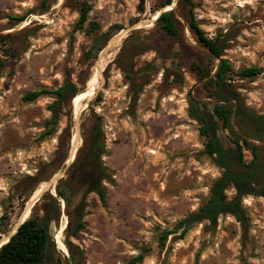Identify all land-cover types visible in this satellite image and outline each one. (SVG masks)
Returning <instances> with one entry per match:
<instances>
[{"label":"rangeland","instance_id":"rangeland-1","mask_svg":"<svg viewBox=\"0 0 264 264\" xmlns=\"http://www.w3.org/2000/svg\"><path fill=\"white\" fill-rule=\"evenodd\" d=\"M183 1L144 0L140 8L138 0H0V216H7L0 235L15 229L33 193L34 200L58 174L41 193H50L59 205L49 226L54 245L44 264H128L138 254L142 258L135 264H264L260 196L242 198L244 223L221 214L215 226L201 221L184 233L186 222L179 226L206 202L222 172L201 152L205 138L189 115V96L214 101L207 95L206 77L199 79L193 64L210 75L220 58L235 71L260 67L253 78L235 77L232 86L247 107L264 113V0H191L199 27L222 49L219 58L189 29ZM84 2L90 9L76 28ZM165 8L173 9L179 22L177 37L155 26V16ZM20 16L23 20H16ZM141 21L145 24L102 53L115 35ZM92 75L94 93L75 113ZM67 82L80 94L73 100L70 92L66 95L52 133L43 135L51 127L48 106L58 98L51 93L22 97ZM93 116L100 118L103 132L99 161L106 174L101 181L105 205L87 192L72 165L88 153ZM243 156L251 159L248 150ZM56 185L64 190L67 206ZM225 192L228 198L234 194L231 187ZM40 196L27 216L33 208L43 215ZM78 219L83 228L70 236Z\"/></svg>","mask_w":264,"mask_h":264},{"label":"trees","instance_id":"trees-1","mask_svg":"<svg viewBox=\"0 0 264 264\" xmlns=\"http://www.w3.org/2000/svg\"><path fill=\"white\" fill-rule=\"evenodd\" d=\"M44 2V1H43ZM144 0H138V6L143 8ZM167 5V4H166ZM188 13V27L193 32L196 40L205 47L208 52L216 58L222 55V49L216 38H208L205 32L199 27L192 14L191 0L183 1ZM90 9L88 2L80 6V16L76 28H80L86 20ZM16 20L22 21L23 16ZM155 26L165 35L177 37L180 32L179 22L174 16L173 9L159 12L155 18ZM1 40V37H0ZM3 63L0 61V68ZM199 74V79L205 78L204 86L208 97L214 101L205 103L193 96H189V115L198 123V132L205 140L202 153L212 156L214 162L222 170L210 190V196L205 203L200 205L196 212L188 215L182 223L184 233L191 225L208 221L211 226L216 225V220L221 214H230L244 223L246 220L245 209L242 204L244 196H260L264 198V113H257L247 107L235 92L232 82L235 77L239 79L253 78L261 72L258 66H248L235 71L228 60L220 58L215 72L210 75L205 67L193 64ZM72 100L77 93L73 84L65 83L53 90L43 88L33 90L23 95V100H33L41 94H54L58 100L48 107L51 111V118L48 121L51 127L47 128L43 135L51 134L58 120V109L61 101L68 95ZM100 118L92 117V124L87 131L86 147L87 155L75 161L72 165L74 171H79L78 178L86 185L87 192H95L102 205H105L104 188L101 181L106 177L105 170L101 167L100 156L104 153L103 132ZM243 150H248L251 159L246 161ZM93 162V164H92ZM96 162V163H95ZM233 188L234 194L231 198L226 195L227 188ZM70 189V188H66ZM56 195L63 199L68 205V199L64 190L58 185L55 187ZM40 208L43 215L39 217L35 213L26 218L17 228L14 234L0 246V264H44L45 257L50 246H53V235L49 230L51 222L57 220L59 205L56 198L50 193L41 194L38 201H41ZM56 212L51 216V211ZM6 214L0 216V223L4 224ZM72 220L69 218L65 229H71ZM83 228L81 219L73 224L70 236ZM0 233L5 229L0 228ZM168 233V232H167ZM65 245L71 252V244L65 241ZM142 258L141 254L130 259L128 264H135ZM56 264H61L59 261Z\"/></svg>","mask_w":264,"mask_h":264},{"label":"water","instance_id":"water-1","mask_svg":"<svg viewBox=\"0 0 264 264\" xmlns=\"http://www.w3.org/2000/svg\"><path fill=\"white\" fill-rule=\"evenodd\" d=\"M171 9V8H170ZM142 24H145V21H141V22H139L138 24H135V25H133V26H131L130 28H127V29H125V30H123V31H121V32H119L117 35H115L113 38H112V40L109 42V44L105 47V49L103 50V52L102 53H104L106 50H107V48H109L113 43H115L117 40H119L124 34H127L130 30H132V29H135V28H138L140 25H142ZM57 176H58V174H56L55 176H53L52 178H50L46 183H45V185L41 188V191L39 192V194L36 196V198H38L39 196H40V194L43 192V191H45V190H47L52 184H53V182L55 181V179L57 178ZM36 198L34 199V200H36ZM33 200V201H34ZM32 201V202H33ZM29 202H31V201H29ZM28 205V204H27ZM27 205H26V207H27ZM29 216H26L25 218H23V219H20V221L17 223V225L15 226V229L14 230H12L11 232H8L7 234H5L4 236H1L0 235V246L3 244V243H5L8 239H9V237L12 235V234H14L15 233V231H16V228L26 219V218H28Z\"/></svg>","mask_w":264,"mask_h":264},{"label":"bare ground","instance_id":"bare-ground-1","mask_svg":"<svg viewBox=\"0 0 264 264\" xmlns=\"http://www.w3.org/2000/svg\"><path fill=\"white\" fill-rule=\"evenodd\" d=\"M164 10H167V8H165ZM164 10H161V11H164ZM115 44V43H114ZM100 64V63H99ZM101 66V65H100ZM98 67V66H97ZM99 68V67H98ZM98 70V69H97ZM99 72V71H98ZM97 72V73H98ZM99 75V74H98ZM95 80H96V78H95V75H92V78H91V81H90V83H91V88H90V90L88 91V94L87 95H83V96H80L77 100H76V102H75V106H74V110H75V113H76V111L77 110H79L78 109V107L80 106V104H81V101H83L86 97L88 98V96H91V95H93V93H94V90H95V86H94V82H95ZM84 104V103H83ZM83 104H81V106L80 107H82L83 106ZM76 115V114H75ZM34 194H35V192L33 193V195H32V197L30 198V200H31V202H32V200H33V198H34ZM39 193L37 192L36 193V196L38 195ZM31 202H29L28 203V205H27V207L25 208V211L23 212V214H22V217H21V219H23V218H25L27 215V213H28V209H29V207H30V205H31ZM29 214V213H28ZM62 225L59 227V231H61L62 230Z\"/></svg>","mask_w":264,"mask_h":264}]
</instances>
